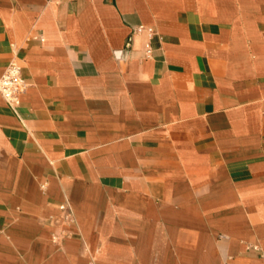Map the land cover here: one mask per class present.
Returning a JSON list of instances; mask_svg holds the SVG:
<instances>
[{"label": "crops", "instance_id": "obj_1", "mask_svg": "<svg viewBox=\"0 0 264 264\" xmlns=\"http://www.w3.org/2000/svg\"><path fill=\"white\" fill-rule=\"evenodd\" d=\"M11 60L0 264H264V0H0Z\"/></svg>", "mask_w": 264, "mask_h": 264}, {"label": "built area", "instance_id": "obj_2", "mask_svg": "<svg viewBox=\"0 0 264 264\" xmlns=\"http://www.w3.org/2000/svg\"><path fill=\"white\" fill-rule=\"evenodd\" d=\"M137 30H147L149 33L153 32L152 28L144 26H139ZM28 86L29 83L22 72V64L17 60H11L0 74V93L10 105L16 106L20 102L21 94L27 90ZM60 210L66 222L73 223L75 221L74 214L68 204H61Z\"/></svg>", "mask_w": 264, "mask_h": 264}]
</instances>
